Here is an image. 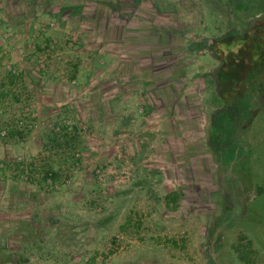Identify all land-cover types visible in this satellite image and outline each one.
I'll return each mask as SVG.
<instances>
[{
	"label": "rangeland",
	"instance_id": "rangeland-1",
	"mask_svg": "<svg viewBox=\"0 0 264 264\" xmlns=\"http://www.w3.org/2000/svg\"><path fill=\"white\" fill-rule=\"evenodd\" d=\"M8 1L0 0V264H264V71L245 114L220 103L223 89L211 82L214 40L248 24L215 0H190L185 23L196 29L186 38L204 50L200 85L185 91L200 97V114H140L130 100L137 115L118 106L105 122L98 79L87 78L101 74L98 63L82 60L97 35L74 19L41 23L27 0ZM258 19L264 10L246 23ZM53 33L63 48L40 53ZM169 52L164 63L179 54ZM69 55L79 70L66 67ZM227 113L235 123L220 122ZM50 166L57 175L46 178Z\"/></svg>",
	"mask_w": 264,
	"mask_h": 264
},
{
	"label": "crops",
	"instance_id": "crops-1",
	"mask_svg": "<svg viewBox=\"0 0 264 264\" xmlns=\"http://www.w3.org/2000/svg\"><path fill=\"white\" fill-rule=\"evenodd\" d=\"M25 1L22 0L21 3ZM27 1L25 3L33 6L31 11L34 12L36 21L50 22L54 26L60 25L54 20H61L63 24V21L70 22L74 19L82 26L79 32L84 30L87 34L94 33L99 38L97 45L89 44L83 48V51L88 53L82 60L89 64L88 66L92 61L98 63V71L101 74L94 76V72L97 71L94 68V72L88 73L87 78L91 81L98 79L97 96L102 104L99 112L104 118L111 115L118 106L119 114H125L127 117L137 115L134 108L129 107L130 100L138 101L140 114L181 116L186 115L188 110L193 114L199 113L197 99L200 97L196 93L187 94L185 91L188 83L200 85L198 73L202 68L198 63L197 53L185 41L188 39L186 31L196 29L188 27L185 23L183 12L190 7V0ZM24 14L29 18V12ZM24 14L20 12L19 18L25 19ZM41 28L43 29V26ZM63 32L69 36L77 35L76 32L64 29H59L55 33L63 35ZM55 33L41 41L42 44L37 48L41 50L40 53H45L43 48L46 46L53 48V52L63 48L62 44L56 48L52 46L54 36L58 35ZM181 36L184 37L182 44L176 39ZM172 37H175L173 44ZM172 48L177 49L179 54L174 60H169L171 55L169 51ZM24 50L25 48L23 52ZM165 51L169 55L166 56L168 61L164 63ZM62 52L67 53L64 49ZM189 54L192 55L190 59ZM77 60H74L73 55H69L70 63L66 67L70 72L73 69L74 72L79 70L80 62ZM65 61L67 62V59ZM19 65L25 74L24 79H28L27 69L30 64L24 59V63ZM136 91H140L138 95Z\"/></svg>",
	"mask_w": 264,
	"mask_h": 264
},
{
	"label": "trees",
	"instance_id": "trees-1",
	"mask_svg": "<svg viewBox=\"0 0 264 264\" xmlns=\"http://www.w3.org/2000/svg\"><path fill=\"white\" fill-rule=\"evenodd\" d=\"M206 1L212 3V0ZM215 2L232 8L234 10H232L233 13L237 14L238 23L245 22V24H248L246 30L242 28L233 29L222 36L221 39L214 40V44L210 48L213 52V57L220 62L219 68L215 71L216 79H211L213 87H217V81L223 89L218 101L223 103V105L225 104V106L233 105L241 114H245L253 110L251 93L259 88L260 75L264 71V23L262 22L264 19H258L252 23H246V20L250 15L254 16L257 11L264 10V0H215ZM185 41L196 53L204 50L203 45H201L202 42L193 44L189 39ZM246 63L249 65V70L241 75L240 79H233V75L236 74L238 68L245 66ZM240 85H244L242 91L238 88ZM225 92H232V95L225 97ZM241 116L244 117L245 115ZM219 120L220 122L222 120L223 122L221 123L223 124H232L237 119H235L233 114L227 113L225 115L222 114ZM227 134L230 138L233 134V127L232 131L228 130ZM3 166H5V163H0V170H2ZM17 166L22 167V172H20L24 174L25 163L19 162ZM44 173L46 178H49V174L51 176L57 175V171L52 166ZM259 192H262L261 188ZM167 197L171 198L173 204L178 203L177 193H170ZM241 258L246 260L247 256L241 255Z\"/></svg>",
	"mask_w": 264,
	"mask_h": 264
}]
</instances>
